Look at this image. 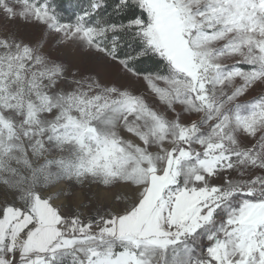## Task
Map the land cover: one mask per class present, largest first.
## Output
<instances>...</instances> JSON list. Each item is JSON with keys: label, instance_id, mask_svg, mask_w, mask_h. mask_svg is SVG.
I'll return each mask as SVG.
<instances>
[{"label": "snow or ice", "instance_id": "1", "mask_svg": "<svg viewBox=\"0 0 264 264\" xmlns=\"http://www.w3.org/2000/svg\"><path fill=\"white\" fill-rule=\"evenodd\" d=\"M58 8L0 0V264H264V0Z\"/></svg>", "mask_w": 264, "mask_h": 264}, {"label": "rangeland", "instance_id": "2", "mask_svg": "<svg viewBox=\"0 0 264 264\" xmlns=\"http://www.w3.org/2000/svg\"><path fill=\"white\" fill-rule=\"evenodd\" d=\"M10 27H13V28L18 27L19 34L23 36L25 39H33V40L38 39L42 32V29L40 27H34V26L12 25ZM48 43L49 45H53V47H51L49 50L54 57H59L62 55V53L64 52V49L55 47L54 41L52 38H48ZM129 83L131 84L134 91L138 93H143L147 101L151 105L153 106L158 105V101L154 98V96L150 92H148L146 85L142 81L132 80V81H129ZM258 94H261V89L259 87H256L252 89L251 91H249L245 96L241 97L240 100L242 101L250 100L253 97L257 96ZM161 110L163 111V108H161ZM166 115H171V114L166 113ZM192 118L194 119L195 117H192ZM73 191H74V198H69L66 201L67 207L65 208V213L68 214L69 212L76 211L77 205H82V207H80L79 209L81 212H84L85 215L89 213L94 214L93 209L97 207V204L96 202H90L89 189L87 187L83 189L75 188ZM122 191L123 190L120 188L113 189L112 192L108 194L109 198L101 201L100 203H102L103 207H108L110 205L112 207H115L116 202L112 200L111 197L113 194H119Z\"/></svg>", "mask_w": 264, "mask_h": 264}, {"label": "trees", "instance_id": "3", "mask_svg": "<svg viewBox=\"0 0 264 264\" xmlns=\"http://www.w3.org/2000/svg\"><path fill=\"white\" fill-rule=\"evenodd\" d=\"M111 2L112 0H109V3ZM56 3L59 5L58 11L60 12L62 18L65 21H68L73 18L74 14L80 7L87 5V0H56ZM141 66L151 70H155L159 67L154 60L148 59H145Z\"/></svg>", "mask_w": 264, "mask_h": 264}]
</instances>
